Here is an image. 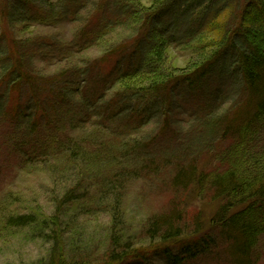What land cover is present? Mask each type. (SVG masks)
I'll return each instance as SVG.
<instances>
[{"label":"trees","instance_id":"16d2710c","mask_svg":"<svg viewBox=\"0 0 264 264\" xmlns=\"http://www.w3.org/2000/svg\"><path fill=\"white\" fill-rule=\"evenodd\" d=\"M67 20L83 23L71 43L76 51L118 28L130 34L98 58L41 76L32 59L58 43L39 36L19 40L3 29L23 21ZM0 22V140L5 145L0 141V154L22 165L61 159L81 175L82 168L89 170L95 186L115 190L110 196L114 219L122 204L114 184L157 178L161 169L171 171L173 190L197 181L222 201L209 232L182 240L178 215L160 214L144 228L147 246L160 244L122 247L119 237L111 246L119 253L111 250L110 260L97 264H153L145 256L149 252L163 264L222 255L233 264L256 263L254 249L264 234V0H155L150 6L140 0H0ZM170 46L205 57L189 70L171 69L165 65ZM185 102L189 110L191 102L197 106V115L181 129L173 111ZM151 122L152 133L138 138ZM85 125L90 127L83 137L69 134ZM207 156L225 170L199 177L198 165ZM76 199L67 192L55 214L40 222L29 215L10 216L4 223L56 228L62 206ZM54 237L44 264L84 263L68 261L56 232Z\"/></svg>","mask_w":264,"mask_h":264},{"label":"rangeland","instance_id":"374dc122","mask_svg":"<svg viewBox=\"0 0 264 264\" xmlns=\"http://www.w3.org/2000/svg\"><path fill=\"white\" fill-rule=\"evenodd\" d=\"M154 1L140 0V3L150 6ZM85 16L81 14L82 19ZM1 23L0 31L3 27ZM82 25V21L69 20L56 25L23 21L3 29L8 33V37L19 40L39 36L51 38L58 43V46H49L32 59L34 71L38 75L49 76L100 57L110 45L119 43L130 34L128 29L118 28L96 45L76 51L71 43ZM204 57V53L194 54L191 48L170 46L166 49L165 65L171 69L185 71ZM188 107L189 102H185L176 112L173 111V119L178 128H185L191 123V118L197 115L195 104L191 102V110ZM187 110L191 111V116ZM88 126L85 125L84 130H72L69 134L73 138H81L89 129ZM154 129L155 125L151 122L142 127L137 136H147ZM0 141L2 146H5L4 142ZM69 165L63 166L61 159H44L22 165L16 157L0 154V264H44L54 245L55 232L56 237L58 236L56 244L66 259L76 262L83 260V264L110 260L111 250L116 251V254L121 250L111 247L113 239L119 237V245L122 247L134 242H137L136 249L157 246L160 244L158 240L147 246L148 239L144 234L147 221L160 214L171 215L173 211L178 215V225L182 229L180 239H194L210 231V220L222 203L207 191L206 184L200 186L197 181L186 190H173L168 182L172 173L167 168L161 169L157 178H127L121 181V184H114L115 189L122 193L121 215L114 214V219L111 197L115 190H101L85 172L89 170L82 168L81 175L76 168ZM225 168L226 165L223 166L213 158L203 157L197 168L198 176L205 178L214 173H221ZM106 174L108 175L107 172ZM118 185H123V188L119 189ZM71 191L77 199L62 206L56 228L51 225L46 230H39L34 228L33 224L14 228L4 223L10 216L35 215L39 222L48 219L55 214L59 200ZM145 256L148 263L163 264L150 252ZM254 257L255 264H264V234L254 249ZM226 258L223 255L204 256L187 264H233ZM141 261L128 260L121 264H140Z\"/></svg>","mask_w":264,"mask_h":264}]
</instances>
